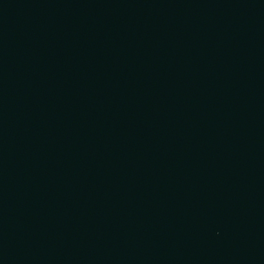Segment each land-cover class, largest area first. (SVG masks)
<instances>
[{
	"label": "water",
	"instance_id": "1",
	"mask_svg": "<svg viewBox=\"0 0 264 264\" xmlns=\"http://www.w3.org/2000/svg\"><path fill=\"white\" fill-rule=\"evenodd\" d=\"M0 264H264V0H109Z\"/></svg>",
	"mask_w": 264,
	"mask_h": 264
}]
</instances>
